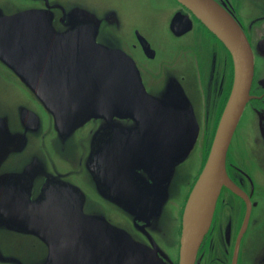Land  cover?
<instances>
[{
  "label": "water",
  "instance_id": "water-1",
  "mask_svg": "<svg viewBox=\"0 0 264 264\" xmlns=\"http://www.w3.org/2000/svg\"><path fill=\"white\" fill-rule=\"evenodd\" d=\"M179 1L224 41L234 61L231 93L186 201L181 236L173 206L184 203V192L197 176L192 175L187 189L180 181L204 124L198 86L191 79L178 83L176 58L162 68L175 72L168 79H175L177 91L166 89L164 80L155 84L148 64L138 65L132 43L139 41L146 54L155 52L145 35L154 37L158 29L150 19L130 21L121 37L115 31L118 13L108 9L99 15L95 5H86L89 0H13L8 10L0 8V62L33 97L31 105L19 106L18 130L0 113V231L37 238L46 253L40 264H167L158 245L164 233L172 244L180 239L179 264L195 263L221 189L230 185L227 152L250 99L255 55L236 21L213 0ZM53 3L66 9L61 28L54 21ZM156 6L166 17L163 6ZM181 16L178 12L171 20L174 33L181 32ZM188 21L185 29L191 26ZM44 124L62 138L88 128L84 165L89 187L45 169L36 177L31 165L22 172L6 168L12 161L20 163L12 155L23 151L29 135L39 138ZM259 128L264 141L263 122ZM42 181L33 196L34 185ZM93 192L99 203L122 214L123 224L88 208ZM167 211L175 241L161 225ZM136 214L154 221L151 228L135 226L150 244L135 237ZM0 263L24 264L1 247Z\"/></svg>",
  "mask_w": 264,
  "mask_h": 264
},
{
  "label": "flooded vegetation",
  "instance_id": "flooded-vegetation-1",
  "mask_svg": "<svg viewBox=\"0 0 264 264\" xmlns=\"http://www.w3.org/2000/svg\"><path fill=\"white\" fill-rule=\"evenodd\" d=\"M40 1L44 2V0ZM174 1L178 7L170 15L167 14L165 23L161 22L158 25L166 37L170 38V42L167 43L168 48L164 49L158 43L160 34L157 30L154 37L147 33L145 35L155 52L151 51L146 54L139 41L133 42L131 49L138 51L139 63H137L140 68H145L144 63L145 65L148 64L147 68L151 69L150 74L155 84L159 79L164 80L168 82L166 89L177 91L179 89L178 83L183 86L187 79L196 82L200 93V110L205 127L203 138L205 147L211 139L207 153L205 152L206 158L231 93L234 81L233 56L224 41L190 8L179 0ZM213 1L236 21L254 51V77L250 99L246 104L244 113L248 109L249 118L252 121V130L260 139L262 134L259 123H264V0ZM53 4L55 5L51 7L54 12V21L56 26L61 28L62 24L65 23L66 9L62 4ZM164 7L166 8V6ZM173 7L175 8V6ZM178 12L182 15L179 19L178 28L181 32L174 33L170 24ZM186 19L191 25L187 29L184 25ZM166 51L169 52L168 55L173 53L171 60L163 57ZM175 58L179 68L178 72L175 73L170 69L162 68L165 62ZM157 59H159L158 64H155L154 61ZM172 73L179 76L178 83L175 79H170ZM168 77L170 78L168 79ZM244 113L241 120L244 119ZM237 130L238 128L227 152L226 167L230 185H224L221 189L211 225L199 246L194 264H249L248 252L252 244L248 242L250 239L254 240V238L263 236L264 160L255 156L252 151L244 149V133L240 131L236 136ZM235 136L237 137L236 140ZM261 141L264 143L263 138ZM43 181L34 185L31 193L33 196L41 191L44 185ZM184 209V203H181V206H173V213L176 218L181 220V223ZM145 214L134 215L132 225L136 239L144 244H150L148 237L138 228H135L136 225L149 226L150 228L153 226V219L142 218ZM180 233H182V229H180L179 235H181ZM161 237L162 239L158 241L161 249L160 256L167 264H179L180 240L177 244H172L168 242L171 240L164 239L165 233ZM254 264H264V248L259 255L257 253L255 256Z\"/></svg>",
  "mask_w": 264,
  "mask_h": 264
},
{
  "label": "rangeland",
  "instance_id": "rangeland-1",
  "mask_svg": "<svg viewBox=\"0 0 264 264\" xmlns=\"http://www.w3.org/2000/svg\"><path fill=\"white\" fill-rule=\"evenodd\" d=\"M71 1V0H67ZM78 1V0H74ZM174 0H89L86 4L89 7L95 5L97 13L102 15L106 10L113 9L118 13L119 23L115 24V31L122 37L128 32L131 27L130 21L136 24L147 23L150 19L152 27L158 29L160 34L158 43L165 49L168 48L170 38L159 30L158 25L163 21L165 13L156 5L163 6L164 10L171 14L178 6ZM13 0H0V8L8 10L12 6ZM155 2V3H154ZM151 4V7L149 6ZM166 6V8L164 7ZM175 6V8L173 7ZM9 7V8H8ZM121 22V26H120ZM119 40L121 41L120 37ZM168 51V50H167ZM165 52L163 57L171 60L172 54ZM174 52V51H173ZM168 56V57H167ZM159 59L154 63L158 64ZM10 71L0 62V113L7 116L14 128L18 130L20 125L17 123L19 106H29L33 102V97L27 88L16 78L11 76ZM205 130V127H203ZM210 131V128H208ZM42 133L39 138L37 135H29L24 149L18 154L14 153L11 159L20 160V163L13 162V166L9 164L8 167H16L22 171L30 166L36 171V177H39L41 170L45 169L48 173H59L62 177H67L72 183L81 186V188L89 187L90 183L87 180V171L85 168L84 158V144L87 143L88 128L81 127L67 138H62L57 134L54 127L50 124H44ZM40 131V132H41ZM244 133V149L252 151L255 156L264 160V145L258 135L252 130V121L249 118V111L244 113V119L241 120L236 136ZM211 138V134L209 135ZM235 136V140L236 137ZM204 137V135H203ZM203 137L200 140V145H197L189 159L186 167L182 168L180 173V181L185 183L187 189L192 175L196 174L201 164L205 161V152L209 148L210 140L205 147ZM32 170V171H33ZM52 170V171H50ZM194 182L195 178L193 177ZM182 190V185L180 184ZM191 186L184 192V204L188 198ZM88 208L93 210H103L109 217L120 224L124 223L122 214L116 211L113 206H104L103 202L99 203L97 195L93 192ZM161 220V225L169 232L168 237H172L175 241V236L170 231L171 220L168 214ZM119 219V220H118ZM264 226L262 227L261 237L249 240L252 246L249 249V264H254L255 256L261 253L264 248ZM177 244V241H175ZM0 247L2 252L8 254L12 253L19 258L24 264H40L45 258V247L39 240L32 235L22 234L19 232L3 230L0 231ZM4 264V263H0Z\"/></svg>",
  "mask_w": 264,
  "mask_h": 264
}]
</instances>
